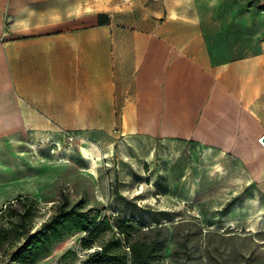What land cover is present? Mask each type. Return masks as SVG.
Masks as SVG:
<instances>
[{
	"label": "crops",
	"instance_id": "crops-1",
	"mask_svg": "<svg viewBox=\"0 0 264 264\" xmlns=\"http://www.w3.org/2000/svg\"><path fill=\"white\" fill-rule=\"evenodd\" d=\"M100 122L241 160L237 150L264 149V9L0 0V149H18L41 124L94 131Z\"/></svg>",
	"mask_w": 264,
	"mask_h": 264
},
{
	"label": "rangeland",
	"instance_id": "rangeland-1",
	"mask_svg": "<svg viewBox=\"0 0 264 264\" xmlns=\"http://www.w3.org/2000/svg\"><path fill=\"white\" fill-rule=\"evenodd\" d=\"M98 125L87 131L41 124L17 139L18 149H0V220L13 206L36 229L68 196L70 205L83 200L93 213L133 219L143 229L164 223L166 256L178 264H264V149L237 150L241 160L193 140L123 132L119 122ZM9 250L0 247V264ZM93 250L69 237L35 264H80Z\"/></svg>",
	"mask_w": 264,
	"mask_h": 264
},
{
	"label": "trees",
	"instance_id": "trees-1",
	"mask_svg": "<svg viewBox=\"0 0 264 264\" xmlns=\"http://www.w3.org/2000/svg\"><path fill=\"white\" fill-rule=\"evenodd\" d=\"M256 4L264 9L260 0H251L250 6ZM8 212L5 215L2 210L0 220V247L10 249L6 264H35L52 254L55 243L74 236H79L82 250L94 249L80 264H178L174 257L168 260L166 256L170 236L164 223L143 229L133 219L93 213L83 200L70 205L68 196L36 229L25 225L27 212L21 214L13 206Z\"/></svg>",
	"mask_w": 264,
	"mask_h": 264
},
{
	"label": "bare ground",
	"instance_id": "bare-ground-1",
	"mask_svg": "<svg viewBox=\"0 0 264 264\" xmlns=\"http://www.w3.org/2000/svg\"><path fill=\"white\" fill-rule=\"evenodd\" d=\"M259 142L261 143L262 146H264V141L261 138L259 139ZM28 149H29V147H28ZM30 149H32V148L30 147ZM207 149H213V148H207Z\"/></svg>",
	"mask_w": 264,
	"mask_h": 264
},
{
	"label": "built area",
	"instance_id": "built-area-1",
	"mask_svg": "<svg viewBox=\"0 0 264 264\" xmlns=\"http://www.w3.org/2000/svg\"><path fill=\"white\" fill-rule=\"evenodd\" d=\"M126 1H130V0H126ZM262 139V138H261ZM263 140V139H262Z\"/></svg>",
	"mask_w": 264,
	"mask_h": 264
},
{
	"label": "water",
	"instance_id": "water-1",
	"mask_svg": "<svg viewBox=\"0 0 264 264\" xmlns=\"http://www.w3.org/2000/svg\"><path fill=\"white\" fill-rule=\"evenodd\" d=\"M263 141H264V137H263Z\"/></svg>",
	"mask_w": 264,
	"mask_h": 264
}]
</instances>
